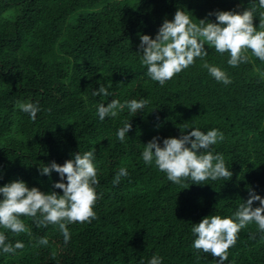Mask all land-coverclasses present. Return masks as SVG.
Masks as SVG:
<instances>
[{
    "label": "trees",
    "instance_id": "16d2710c",
    "mask_svg": "<svg viewBox=\"0 0 264 264\" xmlns=\"http://www.w3.org/2000/svg\"><path fill=\"white\" fill-rule=\"evenodd\" d=\"M253 7L260 31L264 8L258 0H0V187L23 181L63 195L53 187L59 174L38 169L93 151L101 197L97 219L67 225V243L58 226L37 227L28 217L21 219L30 234L0 227L8 242L24 244L15 254L0 250V264H149L154 255L162 264H218L193 248L192 228L212 215L233 217L250 189L264 198V62L249 50L248 63L231 67L228 53L205 45V60L196 59L161 87L147 75L138 46L142 35L154 39L177 9L198 24L215 23L209 13ZM205 61L232 83L217 82ZM100 86L110 95H93ZM133 99L150 103L142 112L125 107L100 120L101 104ZM21 103L38 104L34 122ZM125 122L132 128L121 142L117 132ZM194 129L223 133L212 151L224 156L230 180H188L181 187L154 163H144L142 152L154 137L162 146L163 139ZM122 167L128 176L114 185ZM225 264H264L258 225L239 232Z\"/></svg>",
    "mask_w": 264,
    "mask_h": 264
},
{
    "label": "clouds",
    "instance_id": "9594fccd",
    "mask_svg": "<svg viewBox=\"0 0 264 264\" xmlns=\"http://www.w3.org/2000/svg\"><path fill=\"white\" fill-rule=\"evenodd\" d=\"M259 7L264 8V0H258ZM255 7L242 12L217 11L209 13L215 15L216 22L207 19L194 23L189 14L177 9L174 19L164 20L155 38L149 35L140 36L139 54L141 63L147 67V75L151 80L163 87L176 75L195 64L196 59L205 60L208 51L205 45L212 47L221 55L228 53L227 63L231 67H238L241 63H248V51L264 62V12L257 31L254 27ZM209 74L220 83H232L227 73L219 67L210 66L206 61L203 64ZM93 95L109 96L107 88L100 86ZM150 103L146 99L137 101L112 100L105 107H98L100 120L106 117L115 118L119 112L127 107L131 113L142 112ZM18 107L30 115L33 122L37 113L41 111L38 104L21 103ZM159 127V125H157ZM130 122L117 132L118 139L123 142L131 130ZM160 137H154L144 147L142 158L146 165L155 166L166 174L173 184L184 187L185 181L191 180L193 184H203L211 180H230L232 171L226 167L222 154H213L212 148L223 142L224 135L217 129L206 133L194 129L182 133L179 138H165L161 146ZM74 158L66 160L61 166L55 161L43 168H39L41 175L50 176L52 172L59 174L60 181L53 185L60 189L63 195L56 192L45 194L38 188L31 189L23 181H14L0 187V227L10 230L13 234L29 233L21 217L33 220L37 227H47L49 224L58 226L65 243L70 241L71 235L67 225L72 223H91L97 219L94 211L96 202L101 198L96 193L99 185L98 170L94 164L95 153L88 151L83 154H73ZM126 168H120L113 179L118 185L122 177H127ZM66 178V183L63 181ZM254 202L259 207L253 208ZM255 223L258 229L264 232V198L255 191L249 190V199L243 202L233 217L221 218L212 215L203 218L192 228L195 234L193 248L197 251L210 253L218 258V264H225L228 260L229 249L235 247L239 232L249 224ZM42 245H47V238H41ZM24 244L17 241L14 245L8 242V237L0 232V250L5 254H15L22 250ZM149 264H162V258L154 255Z\"/></svg>",
    "mask_w": 264,
    "mask_h": 264
}]
</instances>
